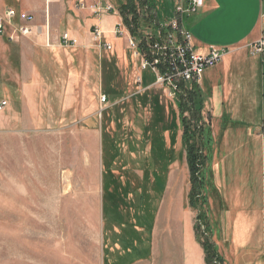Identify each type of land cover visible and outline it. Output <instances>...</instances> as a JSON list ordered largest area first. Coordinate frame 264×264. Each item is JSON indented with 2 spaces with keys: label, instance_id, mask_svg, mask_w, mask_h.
<instances>
[{
  "label": "rangeland",
  "instance_id": "1",
  "mask_svg": "<svg viewBox=\"0 0 264 264\" xmlns=\"http://www.w3.org/2000/svg\"><path fill=\"white\" fill-rule=\"evenodd\" d=\"M120 2L0 0V17L25 10L36 27L14 41L0 35V97L8 103L0 113V264H206L204 237L223 264H264V58L250 43L233 45L248 25H264L261 0H211L203 21L202 7L183 16L195 43L225 51L202 74L200 117L184 114L210 131L205 204L187 195L177 98L142 88L154 81L148 68L138 86L126 34H113ZM149 3L153 13L137 9L149 21L140 31L156 35L175 0ZM106 4L117 10L105 12ZM94 27L110 50L93 42ZM65 32L76 46L60 43ZM244 48L256 55L255 83L244 82L245 63L230 62ZM219 64L232 71L224 76ZM259 115L251 132L226 128L256 124Z\"/></svg>",
  "mask_w": 264,
  "mask_h": 264
},
{
  "label": "built area",
  "instance_id": "2",
  "mask_svg": "<svg viewBox=\"0 0 264 264\" xmlns=\"http://www.w3.org/2000/svg\"><path fill=\"white\" fill-rule=\"evenodd\" d=\"M203 6V0H175L173 17L158 25L156 35L144 34L142 45L130 35L122 22L113 29L115 36L126 34V42L138 60V73L135 82L141 85V70L150 69L154 81L148 87H156L169 98L174 99L184 91L188 83H199L206 69L215 67L224 57L225 51L219 47L210 46L206 51H199L192 41V36L183 25V16L196 13ZM105 12L116 11L112 4H106ZM34 15L28 11L7 8L0 17V35L7 32L9 41L16 40L18 35L26 36L34 28ZM91 39L97 47L110 50L111 44L104 39V33L98 27L91 32ZM61 44L76 46L78 41L68 33L59 37ZM252 53L264 58V35L249 44ZM141 89V88H140ZM103 96V100H105ZM5 98L0 97V113L7 107ZM264 134V127H263Z\"/></svg>",
  "mask_w": 264,
  "mask_h": 264
},
{
  "label": "trees",
  "instance_id": "3",
  "mask_svg": "<svg viewBox=\"0 0 264 264\" xmlns=\"http://www.w3.org/2000/svg\"><path fill=\"white\" fill-rule=\"evenodd\" d=\"M120 3L121 4L117 6V9L119 11L118 14L121 16V21L127 26L130 35L138 40L139 45L141 46L143 42V34L141 33L140 28L143 25V22L149 23V21L147 18L143 19L137 13V9L145 6V11H152L149 0H121ZM149 17H152V14L149 15ZM152 24L156 25L154 22ZM197 86L196 83L190 86L186 85L184 91H182L177 97V108L182 127L181 138L186 150V161L189 171L190 187L187 195L189 196L190 204H192L193 200L197 199V197L203 199V203L205 204L204 194L202 193L203 177H201V174L205 170V164L208 160L207 156L209 158L208 149L211 147V138L209 137L210 131L209 127L203 123V127H198L196 125L192 126L189 116L184 115L185 112H187V114H190L192 117L196 116V114L200 117V108L203 102L200 89ZM200 122H203V119H201ZM105 141L106 139L103 140V145ZM115 147L116 146L109 147L111 154L112 151L115 150ZM205 149L207 150V153L205 152ZM107 163L109 164V161ZM204 174L208 175H204V178L210 177L208 171H204ZM113 198H115V196ZM195 228L199 231V225L195 224ZM204 229L206 230L207 228ZM203 239L204 240L201 244L204 250L205 263L212 264L214 262L216 264H223L222 259L216 254L215 246H213V244L205 237Z\"/></svg>",
  "mask_w": 264,
  "mask_h": 264
},
{
  "label": "crops",
  "instance_id": "4",
  "mask_svg": "<svg viewBox=\"0 0 264 264\" xmlns=\"http://www.w3.org/2000/svg\"><path fill=\"white\" fill-rule=\"evenodd\" d=\"M211 0H204V7L202 6V8H201V13L199 14V17H198V20H199V22H201V21H203L205 18H202L203 17V15L204 14H206L207 12H209V9L211 8V6L210 7H207V8H205V5H206V3L207 2H210ZM212 1H214V3H215V1L216 0H212ZM213 5V7L212 8H214V9H216V8H220L221 6H218V1H217V4H212ZM23 6V8L25 7V9L26 8H30L29 6H28V4L26 3V2H24L22 5H21V7ZM254 6V8L256 9V4H254L253 5ZM260 10L261 9H264V1L263 0H261V3H260ZM18 11V10H17ZM20 11H25V10H20ZM120 17V16H119ZM257 17H258V15H257ZM256 17V18H257ZM120 21H121V18H120ZM183 25L185 26V28H186V25H185V23L183 22ZM187 29V28H186ZM188 30V29H187ZM264 31V25H263V23L261 22L260 23V25L257 27V22H256V24H253L252 26L251 25H248V27L246 28V32H244V33H239L238 34V37H239V39H238V42L236 43V44H233L234 45V47H236V46H240V45H247V44H249V43H252V42H255L260 36H261V34H262V32ZM193 41V40H192ZM193 44L195 45V47L198 49V50H200L201 52H203V51H206L207 50V46L206 47H204V46H202V45H200V44H198V43H195L194 41H193ZM202 46V47H201ZM210 47V46H209ZM233 47V48H234ZM232 48V49H233ZM236 52V54H235V56H232L231 57V60H230V62H231V65L233 66V68H234V66H238L239 64H241V63H245V66L246 67H248L247 69H246V72H244V76H243V80H244V82H249V80H248V77L247 76H250V82L251 81H253V83H255L256 82V78H257V76L259 75V78H260V80H261V71L260 72H258V70H257V61L255 60H253V58H255L256 57V55H249L248 54V51L246 50V48H244V49H240V50H238V51H235ZM260 58V56H257V58ZM258 58V59H259ZM256 59V58H255ZM221 62V61H220ZM221 64V63H220ZM219 64V66H222V68H224V71H223V73H224V76L227 74V73H230L231 71H232V68H227V67H225L224 66V64H222V65H220ZM212 68H214V67H212ZM221 68V69H222ZM209 69H211V68H209ZM209 69H206V70H209ZM205 70V71H206ZM204 71V72H205ZM203 72V73H204ZM207 77H208V75L207 76H205V78L207 79ZM202 79H203V76L201 77V79H200V81H199V83L201 82L202 83ZM209 82L210 81H213V80H208ZM153 82V81H152ZM151 82V83H152ZM206 82H207V80H204V84H206ZM142 83V82H141ZM151 83H149L148 85H146V86H144V87H142L143 89H145V88H147L148 89V86L151 84ZM199 83H197V85H198V87H199ZM219 83H220V80H219ZM262 87V86H261ZM199 89H201V87H199ZM225 90H226V88H225ZM217 92H218V88H217ZM217 92H216V94H217ZM225 92V97H226V99H228L229 98V90H228V92L227 91H224ZM227 92V93H226ZM227 94V95H226ZM220 97H222V95L220 96ZM224 97V98H225ZM254 99H255V97H254ZM221 102V101H220ZM202 105H203V103H202ZM221 105H223V104H221ZM262 105H263V109H264V103H262ZM239 106H243L242 108L243 109H248V108H246V106L244 105V104H242V105H240L239 104ZM249 108H252V106H255V103L254 104H251V105H247ZM262 110V109H261ZM263 115V114H262ZM262 115L260 116L259 115V120L258 121H255V123L256 124H254V123H249V122H244V121H238V123L237 122H235V123H233L232 125L231 124H226V128H228V129H230V128H232L233 126H236V128L237 129H239V128H241V129H245L246 128V130H248V131H252L253 129H254V127H256L255 125H257L258 126V124H259V122L260 121H262L263 120V118H262ZM221 117H223L222 115H221ZM243 120V119H242ZM245 127V128H244ZM262 202H263V204H264V201L262 200ZM239 218V217H238Z\"/></svg>",
  "mask_w": 264,
  "mask_h": 264
}]
</instances>
